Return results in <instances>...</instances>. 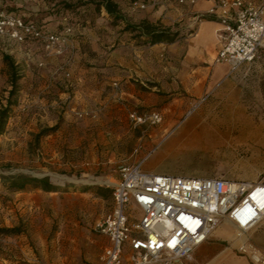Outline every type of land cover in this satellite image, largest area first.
Instances as JSON below:
<instances>
[{
	"label": "rangeland",
	"instance_id": "rangeland-1",
	"mask_svg": "<svg viewBox=\"0 0 264 264\" xmlns=\"http://www.w3.org/2000/svg\"><path fill=\"white\" fill-rule=\"evenodd\" d=\"M113 1L125 19L111 18L109 24L126 37L124 24H139L138 15L156 7V0L139 1L145 4L143 9L133 8L131 0ZM0 10L20 14L46 29L56 17L74 22L77 13H101L95 0H0ZM25 45L0 36V108L11 89L3 55L11 57L20 75L0 134V264H99L106 238L95 230V223L111 211L118 167L148 152L142 164L145 171L264 179V115H259L264 94L257 91L256 59L240 65L208 95L179 104L162 99L158 85L151 90L155 84L150 81L138 83L143 99L124 100L119 84L109 80L104 96L111 103L104 107L94 97L71 101L76 85L66 68L74 51L54 65L46 55V63L39 66L32 57H41L43 46L38 43L40 49L35 51ZM30 49L35 53L31 55ZM51 66L59 67L52 73ZM112 89L117 95H109ZM130 110H158L164 118L158 124L134 125L128 118ZM186 110L191 113L181 118L179 113ZM18 176L47 178L54 191L33 184L9 186L10 179ZM128 210L136 211L132 202ZM221 228L226 233L220 241L236 246V229L227 221L210 236L219 235ZM248 236L264 249L258 231Z\"/></svg>",
	"mask_w": 264,
	"mask_h": 264
},
{
	"label": "built area",
	"instance_id": "built-area-1",
	"mask_svg": "<svg viewBox=\"0 0 264 264\" xmlns=\"http://www.w3.org/2000/svg\"><path fill=\"white\" fill-rule=\"evenodd\" d=\"M198 1L176 0L180 5ZM211 1L206 12L220 23L223 40L215 62L228 63L230 72H234L258 57L264 42V0ZM132 6L145 8L138 1ZM71 29L68 24L65 34L49 31L32 19L0 10V36L16 43L36 41L50 53L61 52ZM190 113L187 111L184 117ZM128 118L134 125H153L163 120L158 110H130ZM149 154L118 167L111 211L95 223V230L106 238L99 264H182L224 221L236 229V252L251 264H264V249L248 236L264 224V179L145 171L142 164ZM131 202L136 211L128 210Z\"/></svg>",
	"mask_w": 264,
	"mask_h": 264
},
{
	"label": "crops",
	"instance_id": "crops-1",
	"mask_svg": "<svg viewBox=\"0 0 264 264\" xmlns=\"http://www.w3.org/2000/svg\"><path fill=\"white\" fill-rule=\"evenodd\" d=\"M134 1L137 0L130 1L131 6ZM155 4V8L150 6L142 15H138L140 18L138 22L147 21L178 30L180 37L173 42L150 43L147 39L138 41L129 37L132 34L130 32L127 33V37L125 34L120 35L118 27L113 28L109 24L110 15L101 7V13L89 11L77 13L78 21L67 22L68 20L64 21L66 17H56L55 22L47 24V30L64 34L65 25H71L72 29L67 41L61 45L59 54L47 53L43 49L39 54L42 59L38 56L32 57L33 64L44 65L48 55V61L54 65L71 50L74 51L72 62L68 63L66 70L76 85V90L72 91L71 96V101L75 103L86 97H90L89 99L94 97L96 103H102L106 107V104L111 103L109 97L104 96L109 80L111 83L119 84L120 98L124 97V100L130 102L143 99L145 93L140 90L138 83L144 85V81L155 84L151 90L158 85L156 90H160L162 99L171 98L178 104L183 101H195L203 95H208L215 84L233 74L228 63L215 62V56L223 40L220 23L206 12L212 1L199 0L194 5H180L176 0H156ZM131 12L136 19L134 10ZM27 43L25 46L35 48V51L40 49L36 41ZM34 53L30 49V54ZM254 64L258 68L257 91L262 95L264 44L259 48ZM58 67L51 66L52 73H55ZM109 73L111 76H107ZM114 94L117 95L112 89L109 95ZM60 95L66 96L63 92ZM141 102L144 104L145 101ZM259 110V115H264V107ZM187 111L189 110L183 114L179 113V116L183 118ZM167 121H172L171 117ZM261 225L251 231H258L260 237L264 238V229H258ZM225 233L226 229L221 228L219 235L209 236L194 251L193 260L187 264H251L246 257L236 252L235 246L220 241L223 240L222 235Z\"/></svg>",
	"mask_w": 264,
	"mask_h": 264
},
{
	"label": "trees",
	"instance_id": "trees-1",
	"mask_svg": "<svg viewBox=\"0 0 264 264\" xmlns=\"http://www.w3.org/2000/svg\"><path fill=\"white\" fill-rule=\"evenodd\" d=\"M95 4L98 10L99 8L103 7L108 15H110V18H113L114 20L125 19L117 3L113 0H95ZM122 30L131 32L134 38H145L150 43H170L180 37L178 30H172L160 24H153L147 21H142L139 24L127 22L124 24ZM3 60L6 62L9 68V81L11 89L9 90V95L6 100L7 103L0 108V134L3 132V127L11 109L12 102L10 98L18 89L17 81L20 76L18 74L17 65L14 64L10 56L3 55ZM27 184H33L35 187H40L45 191H54L53 185L49 183L47 178L38 179L18 176L11 178L9 181V186L17 188H23Z\"/></svg>",
	"mask_w": 264,
	"mask_h": 264
}]
</instances>
